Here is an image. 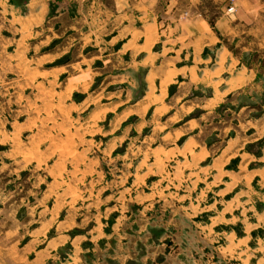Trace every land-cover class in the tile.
<instances>
[{
    "label": "rangeland",
    "instance_id": "1",
    "mask_svg": "<svg viewBox=\"0 0 264 264\" xmlns=\"http://www.w3.org/2000/svg\"><path fill=\"white\" fill-rule=\"evenodd\" d=\"M137 1L0 0V264L71 262L106 223L160 235L184 214L212 264H264V92L207 107L177 78L191 60L122 17ZM149 1L215 19L226 0ZM234 138L253 143L217 160Z\"/></svg>",
    "mask_w": 264,
    "mask_h": 264
},
{
    "label": "crops",
    "instance_id": "2",
    "mask_svg": "<svg viewBox=\"0 0 264 264\" xmlns=\"http://www.w3.org/2000/svg\"><path fill=\"white\" fill-rule=\"evenodd\" d=\"M148 3L151 1L148 0L146 6L142 7L143 4L137 1L133 6L134 11L131 10L133 15L122 17L130 21L131 27H142L141 34L146 51H149L156 38L167 37L168 41L163 43L164 51L178 53L180 62L191 60V65L177 68V78L185 85L192 84L195 89L204 86L209 89L211 95L207 98V107L219 108L222 102L234 95L250 94L255 97L264 92L262 0H238L234 15L227 14L226 0L221 13L215 19L208 16H158ZM171 45H174V49L169 47ZM172 73V69H169V74ZM167 76L170 75L165 74L164 78ZM248 109L244 107L238 114L241 115ZM262 110L257 124L250 130L257 138L254 142L262 139L260 134L264 130V103ZM244 141L247 144L253 143V140L234 138L217 160L224 156L227 157L226 160H231L230 150L240 148ZM195 208L190 203L179 207L183 211ZM176 211L177 209L169 213ZM187 216H168L165 223L169 228L160 235L153 231L155 228L151 227L150 222H140L144 224L140 226V230L131 226L128 220L121 227H118L117 222L111 227L106 223L99 230L96 242L91 240L90 247H74L76 251L71 262L59 263L55 259L50 264H212L211 248L206 250L201 245H212L214 240L211 237L202 238L196 223H193V233L187 236L186 228H191L190 223L192 224L187 221ZM169 234L175 236V239L168 240ZM55 257L57 258L51 255L49 261ZM38 262L44 264L41 259Z\"/></svg>",
    "mask_w": 264,
    "mask_h": 264
},
{
    "label": "built area",
    "instance_id": "3",
    "mask_svg": "<svg viewBox=\"0 0 264 264\" xmlns=\"http://www.w3.org/2000/svg\"><path fill=\"white\" fill-rule=\"evenodd\" d=\"M237 0H229L228 7H227V14L228 15H234L237 11L236 8Z\"/></svg>",
    "mask_w": 264,
    "mask_h": 264
}]
</instances>
